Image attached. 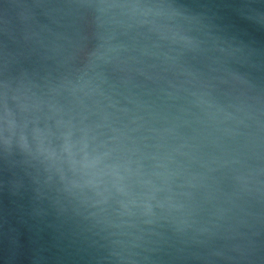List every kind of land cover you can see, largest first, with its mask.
Returning a JSON list of instances; mask_svg holds the SVG:
<instances>
[{
	"label": "water",
	"instance_id": "water-1",
	"mask_svg": "<svg viewBox=\"0 0 264 264\" xmlns=\"http://www.w3.org/2000/svg\"><path fill=\"white\" fill-rule=\"evenodd\" d=\"M0 264H264V0H0Z\"/></svg>",
	"mask_w": 264,
	"mask_h": 264
}]
</instances>
